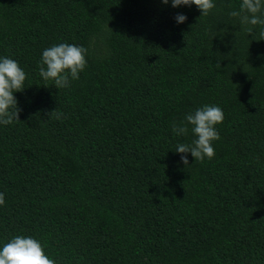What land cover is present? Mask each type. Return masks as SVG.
Instances as JSON below:
<instances>
[{"label": "trees", "instance_id": "trees-1", "mask_svg": "<svg viewBox=\"0 0 264 264\" xmlns=\"http://www.w3.org/2000/svg\"><path fill=\"white\" fill-rule=\"evenodd\" d=\"M239 2L0 0V55L26 73L0 126V239L34 236L55 264H264V40ZM60 42L87 64L57 90L37 61ZM205 104L214 155L184 165L191 133L170 124Z\"/></svg>", "mask_w": 264, "mask_h": 264}, {"label": "clouds", "instance_id": "clouds-1", "mask_svg": "<svg viewBox=\"0 0 264 264\" xmlns=\"http://www.w3.org/2000/svg\"><path fill=\"white\" fill-rule=\"evenodd\" d=\"M173 8L195 6L199 16H206L215 7V0H160ZM238 17L239 27L252 36L264 40V0H240L238 10L228 12ZM174 21L183 23L187 17L176 13ZM87 49L79 44L60 42L41 50L37 61L38 75L45 81H51L57 90L70 86V81L79 79L87 64ZM155 62V61H154ZM26 73L18 62L0 55V126L9 125L18 119V102L14 93L25 88ZM46 86V84L44 85ZM58 118V117H57ZM223 110L215 104L202 105L183 115L181 120L173 121L170 130L176 137L187 136L188 143L178 142L174 149L180 154V161L188 165L190 153L193 161L211 159L214 155L213 141L219 139L216 125L223 121ZM5 194L0 192V206H4ZM0 264H55L46 253L45 246L34 236L17 234L7 240L0 239Z\"/></svg>", "mask_w": 264, "mask_h": 264}]
</instances>
